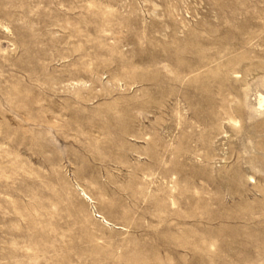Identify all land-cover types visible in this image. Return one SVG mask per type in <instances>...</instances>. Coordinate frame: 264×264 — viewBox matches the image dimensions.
I'll return each mask as SVG.
<instances>
[{"label":"rangeland","instance_id":"obj_1","mask_svg":"<svg viewBox=\"0 0 264 264\" xmlns=\"http://www.w3.org/2000/svg\"><path fill=\"white\" fill-rule=\"evenodd\" d=\"M264 0H0V264H264Z\"/></svg>","mask_w":264,"mask_h":264},{"label":"bare ground","instance_id":"obj_2","mask_svg":"<svg viewBox=\"0 0 264 264\" xmlns=\"http://www.w3.org/2000/svg\"><path fill=\"white\" fill-rule=\"evenodd\" d=\"M263 101H264V97H261L260 98V104L263 103Z\"/></svg>","mask_w":264,"mask_h":264}]
</instances>
